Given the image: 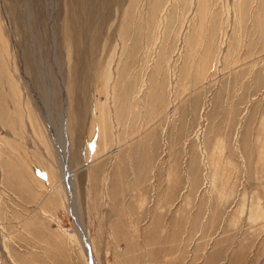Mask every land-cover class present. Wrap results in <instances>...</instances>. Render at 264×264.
I'll use <instances>...</instances> for the list:
<instances>
[{
  "label": "rangeland",
  "instance_id": "obj_1",
  "mask_svg": "<svg viewBox=\"0 0 264 264\" xmlns=\"http://www.w3.org/2000/svg\"><path fill=\"white\" fill-rule=\"evenodd\" d=\"M92 261L264 264V0H0V264Z\"/></svg>",
  "mask_w": 264,
  "mask_h": 264
},
{
  "label": "bare ground",
  "instance_id": "obj_2",
  "mask_svg": "<svg viewBox=\"0 0 264 264\" xmlns=\"http://www.w3.org/2000/svg\"><path fill=\"white\" fill-rule=\"evenodd\" d=\"M69 176V175H68ZM71 177V176H70ZM76 214V213H75ZM76 216V215H75ZM80 227H82L81 225H79ZM82 234H83V237L85 238L84 240H86L85 244L88 246L87 247V251L89 252V244H88V233L82 228ZM91 250V249H90ZM87 252V253H88ZM89 256V255H88ZM89 261H91V259H89ZM92 264H97L95 261H92Z\"/></svg>",
  "mask_w": 264,
  "mask_h": 264
}]
</instances>
